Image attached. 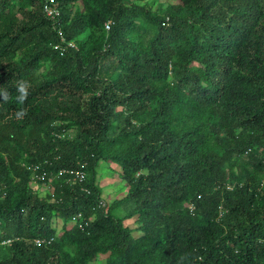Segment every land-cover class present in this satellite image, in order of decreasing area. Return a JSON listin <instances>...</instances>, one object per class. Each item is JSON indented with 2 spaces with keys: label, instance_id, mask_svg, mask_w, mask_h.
<instances>
[{
  "label": "trees",
  "instance_id": "1",
  "mask_svg": "<svg viewBox=\"0 0 264 264\" xmlns=\"http://www.w3.org/2000/svg\"><path fill=\"white\" fill-rule=\"evenodd\" d=\"M43 6L0 0V264H264V0H53L62 56Z\"/></svg>",
  "mask_w": 264,
  "mask_h": 264
},
{
  "label": "rangeland",
  "instance_id": "2",
  "mask_svg": "<svg viewBox=\"0 0 264 264\" xmlns=\"http://www.w3.org/2000/svg\"><path fill=\"white\" fill-rule=\"evenodd\" d=\"M125 3L129 6L132 4H145L149 6L153 12H155L158 9L162 10L166 8L170 4H176L177 0H125ZM84 37L85 34L81 35L79 39ZM73 135V130H69L64 133V136L68 137H72ZM96 173V183L97 186L101 189L100 198L101 200H104L107 209L108 206L114 203V201L122 200L125 197L127 187L120 177V168L112 163H99L96 166ZM54 181H52L50 187H48L46 184H44L43 186L32 184L31 188L37 193L40 198H45L47 195L53 192L52 187L54 186ZM69 226H71V224H68V227ZM53 228L57 231L58 235L61 234L62 230L60 229V227H57L55 221L53 222ZM102 262L103 257H100L94 264H102Z\"/></svg>",
  "mask_w": 264,
  "mask_h": 264
},
{
  "label": "clouds",
  "instance_id": "3",
  "mask_svg": "<svg viewBox=\"0 0 264 264\" xmlns=\"http://www.w3.org/2000/svg\"><path fill=\"white\" fill-rule=\"evenodd\" d=\"M59 23H60V26L58 27V29H60L62 31V27H61V12H60ZM107 24H109V23H107ZM62 34H63V31H62ZM63 37H64V35H63ZM64 39H65V37H64ZM67 42H73L75 44L74 41H67ZM30 167L31 168H34L36 172L34 173L31 170H29ZM25 169L29 172V175L31 177V185L32 184H36L37 185V184H39L40 181H43V184H39L40 186H43L44 184H46L48 187H50L51 180H52V178L50 179L51 174L49 172H46L45 170H42L40 165L28 164V165H25ZM80 171H83V170L77 171V170H73V169H71V170L59 169L58 172H57V177L56 178H59V177L60 178H64L63 181H65V182H68L70 180H73V178H78L80 180V178L78 176H80V175L84 176V172H80ZM34 174H37L39 176H42L43 178L38 180V179L34 178ZM47 174H49V177L47 176ZM66 175H67V178H66ZM46 178H49V182H48V179L45 180ZM234 184L238 185V187H242L243 186V184H239V183L238 184L237 183H234ZM225 185L230 186V184H225ZM263 188H264V179L259 184V186H258L257 189H258V191H261ZM49 195H51V193ZM193 206L194 205L190 203L186 207H187V209L190 212H192L194 210V207ZM68 224H71V226H73L75 224V218L73 220H70V222ZM68 224H67V226H68ZM35 243H39V241L38 240H35ZM97 261H98V259H97Z\"/></svg>",
  "mask_w": 264,
  "mask_h": 264
},
{
  "label": "built area",
  "instance_id": "4",
  "mask_svg": "<svg viewBox=\"0 0 264 264\" xmlns=\"http://www.w3.org/2000/svg\"><path fill=\"white\" fill-rule=\"evenodd\" d=\"M53 2V0H44V6H43V12L45 14V16L56 22L57 23V26L59 27L60 26V23H59V19H60V11L57 9V8H54L51 6V3ZM105 30H109V24H105ZM58 35H59V38H60V44H57L55 46V49L58 50L60 56H62L64 54V48L65 47H71V48H74L76 49V45L73 43V42H67L64 37H63V34H62V31L60 29H58ZM29 170H31L32 172H36L34 168H29ZM80 178V180L82 179V175L78 176ZM34 178L36 179H42L43 177L42 176H39L37 174H34Z\"/></svg>",
  "mask_w": 264,
  "mask_h": 264
}]
</instances>
